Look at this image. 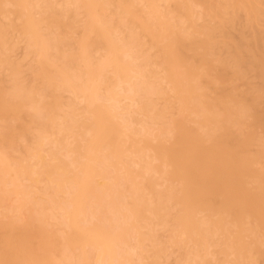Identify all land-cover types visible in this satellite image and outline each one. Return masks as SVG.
Returning a JSON list of instances; mask_svg holds the SVG:
<instances>
[{
  "label": "bare ground",
  "instance_id": "obj_1",
  "mask_svg": "<svg viewBox=\"0 0 264 264\" xmlns=\"http://www.w3.org/2000/svg\"><path fill=\"white\" fill-rule=\"evenodd\" d=\"M167 1L172 0H0V73L8 72L7 88L0 85V121L11 117L18 123L1 126L5 130L0 133V182L10 172L37 181L32 177L37 172L11 163L2 148H12L14 138L27 135L38 173L47 183L45 203L60 211L66 227L59 263L48 258L47 264H87L91 259L95 264H123L133 255L137 264H162L164 244L157 240L155 227L168 228L171 244L188 251L185 264H222L208 257L215 252L231 256L229 264H253L264 255V168L256 167L264 163V136L241 130L243 125L264 128V114L257 110L264 95V47L255 54L239 44L231 59L235 77L249 69L260 80V88L249 92L250 102L243 94L211 98L205 85L216 89L223 79L211 77L201 56L195 65L183 55L187 48L211 45L210 40H195L193 2L173 0L162 7ZM231 1L250 10L248 0ZM140 4L147 11L142 20L134 10ZM219 5L224 8L226 0ZM81 12L83 36L71 44L65 29L77 27ZM10 28H17L34 48L38 59L31 73L39 83L22 82L19 65L6 54ZM159 43L157 60L143 54L145 45ZM92 50L101 58L91 62ZM121 88L131 100L135 96L130 112L128 107H116ZM167 89L181 114L197 117V128L180 123L168 145L161 141L153 145L146 135L138 143L129 126L133 114L169 130ZM63 93L70 96L66 102ZM153 96L161 97L163 104ZM78 99L84 102L81 109L75 105ZM122 115L132 118L126 121ZM23 117H28L26 123ZM45 139L52 145L48 161L39 154ZM61 151L68 154L66 159L58 156ZM199 155L201 162L196 160ZM118 164L127 196L117 189L104 207L99 192L120 184ZM177 176L176 184H168ZM108 177L112 183L105 181ZM59 193L68 197L59 199ZM88 201H93L89 213L96 211L98 222L82 225ZM107 212L122 215L128 223L105 226L102 219ZM0 227L8 235L0 242V264H41L27 251L31 245L12 240L14 225ZM244 236L252 239L245 241ZM77 247L80 250L72 258L70 252Z\"/></svg>",
  "mask_w": 264,
  "mask_h": 264
},
{
  "label": "rangeland",
  "instance_id": "obj_2",
  "mask_svg": "<svg viewBox=\"0 0 264 264\" xmlns=\"http://www.w3.org/2000/svg\"><path fill=\"white\" fill-rule=\"evenodd\" d=\"M173 1V0H172ZM172 1H167L162 7L167 5H172ZM224 0H208L204 6H197L195 3L197 0H191L193 2L192 8L195 13V26L198 33L195 34V40L197 41H208L211 43L210 46L206 48L198 46L196 49H185L183 55L188 59L189 62H192L195 65H199L200 56L202 59L208 63L210 66L211 77H220L223 79L216 89H213L209 85H205L206 94L213 98L215 96H221L224 94H243V99L247 102H250L252 92L260 88V80L255 76L254 72L249 69L243 70L241 76L235 77L233 75V65H232V56L236 52V46L239 44L246 45L248 50L252 53H257L259 49L264 47V0H248L247 3L251 5L250 10L244 9L242 6L235 5L231 0H226L227 5L223 8L220 3ZM145 9V11H144ZM135 15L139 19H144L147 16L146 7L143 4H140L135 7ZM158 10L161 11L163 8L158 7ZM13 21L16 23V14L10 15ZM80 22L75 28L65 29L67 38L70 42L72 40L79 39L83 36L82 22L84 21V14L81 12L78 15ZM8 43L10 45L9 50L6 54L19 65V78L24 83L37 84L39 79H34L31 73V68L36 64L38 59L37 54L34 48L29 47L27 43L26 36L22 35L17 28H10L8 32ZM71 38V39H70ZM72 44V42H71ZM162 43H159L156 47L144 46L143 54L153 61L157 60L160 56V53L157 52V48L161 46ZM199 45V43L197 44ZM90 60L96 61L101 57L99 53L90 51ZM154 67H156L154 65ZM157 68V67H156ZM8 72L2 70L0 73V85L3 88H7L8 83L6 81ZM164 84V83H162ZM251 92V93H249ZM120 96L118 99L119 106H116L117 109L127 108V111L130 112L131 108L134 105V97L128 95V93L121 88L119 92ZM167 98V102L170 104L167 116L165 121L167 124H170V129L165 130V125L153 122L141 114H133L134 118L130 127L136 131L133 139L138 143L143 136H148L151 140V144H156L161 141L164 144L168 145L172 141V132H175L179 124L181 123L187 128L195 130L197 126L194 121L197 120L191 113L179 112L177 101L173 96V93L166 90L164 94ZM122 100H121V99ZM154 100L157 104H163L164 100L154 97ZM62 101L66 102L70 99V96L67 93L62 94ZM257 103V110L264 114V95H262ZM75 105L81 109L84 105V102L81 100H75ZM130 106V107H129ZM118 109V110H119ZM128 114V113H127ZM122 117L129 121L132 118L130 115H122ZM24 123L28 121V117H23L21 120ZM249 117L244 119L245 123H248ZM17 125L11 117H7L5 122L0 121V133L5 129L1 126L3 125ZM235 130V129H233ZM242 132L252 133L256 137L264 136V128L261 127H249L243 125ZM21 133V130H17ZM13 147L8 148L3 146V150L11 157V163L17 162V164L32 169L37 173H33V178H37V181H34L31 178L26 177L25 175H13L12 172L5 175L3 181L0 182V226L4 223H11L15 227L10 233L12 240L14 241H23L26 242V245H31L27 247L32 255L34 254V259L40 260L41 264H47V259L51 258L54 263H59L60 261V252L63 249V236L66 232V227L61 222L60 217L61 213L57 209L50 208L45 200L48 197L46 194L48 191H44L47 188V183L44 179V176L38 173L39 167L37 165V159L31 155L29 149H32L30 139L27 135L22 137H16L13 139ZM70 142V139L68 140ZM210 142L206 141L205 145H209ZM52 145L46 143V139L42 142V146L39 150V154L44 161L50 159L48 149ZM55 148V146L53 147ZM221 148L225 150V146L222 145ZM251 150H255L256 146L251 145ZM152 152H148L151 155ZM68 154L60 152L58 156L62 159H66ZM197 162H201L203 157L201 155L197 156ZM154 165H158L159 161L152 160ZM257 168H264V163L261 162L256 165ZM119 178V185L113 186L112 190L109 188L101 189L100 197L102 198V205L105 207L109 195L117 189L122 190V197L127 196V192L124 186L123 180V170L121 165H117L115 170ZM157 178H160V174H156ZM172 177L168 181V184H176L178 178ZM96 180L100 181L99 177H95ZM107 183H112V177L105 179ZM158 183L165 185L166 181L162 179L158 180ZM122 185V186H121ZM112 192V193H111ZM49 193V192H48ZM115 195V194H114ZM47 196V197H46ZM59 199L67 198L68 196L65 193L58 194ZM93 201H88L86 205V214L80 221L82 225H89L94 222H98L97 215L95 211L94 215H91L90 208L93 207L91 204ZM233 210L237 209L236 205L231 206ZM112 219V216H114ZM105 217L102 219V222H105V226L113 224L115 227L119 225H124L128 223V219L123 217L120 214H113V212H107ZM109 219L111 223H109ZM42 227H41V226ZM155 234L158 241L164 244L163 254L160 257V262L162 264H185L188 256V253L184 249L171 244L170 232L168 228L155 227ZM264 234V233H263ZM7 230L0 227V242L7 237ZM49 239L50 242H44L45 239ZM252 238L250 236H244L245 241H250ZM146 245L149 243L146 242ZM264 249V241L261 245ZM31 248V249H30ZM87 249V247H85ZM216 249V248H215ZM80 248L77 247L73 249L71 257L79 252ZM129 253L132 255L135 252L130 250ZM148 251L146 255H149ZM212 261L221 262L222 264H229L231 256L223 255L222 253L215 252L212 255L208 256ZM28 259V257H26ZM143 261L146 259L143 258ZM87 264H95L91 259ZM123 264H137L136 257L131 256V260L124 262ZM253 264H264V255L258 257Z\"/></svg>",
  "mask_w": 264,
  "mask_h": 264
}]
</instances>
